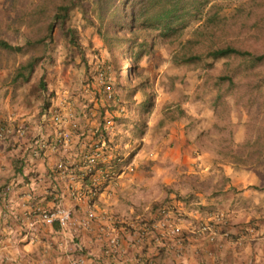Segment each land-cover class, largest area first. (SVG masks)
Returning a JSON list of instances; mask_svg holds the SVG:
<instances>
[{
  "label": "crops",
  "instance_id": "1",
  "mask_svg": "<svg viewBox=\"0 0 264 264\" xmlns=\"http://www.w3.org/2000/svg\"><path fill=\"white\" fill-rule=\"evenodd\" d=\"M25 56L0 65V264H74L82 253L88 264H264V218L249 234L251 215L237 210L238 202H224L229 189L238 191L228 193L235 201L253 195L247 189L252 181L224 165L227 184L211 191L222 184L213 176L215 154L192 149L183 119L173 120L166 138L148 125L135 145L130 130L132 138L119 133L118 116L127 106L110 103L96 71L86 82L75 51L64 52L62 62L47 57L45 68L41 62L27 80H15ZM176 193L184 195L174 200L183 213L182 234L143 235L158 209L153 205ZM198 204L213 210L205 216L224 215L212 239L194 231ZM56 205L70 209L76 220L94 214L90 228L77 233L43 223L38 213ZM113 229L119 251L109 254Z\"/></svg>",
  "mask_w": 264,
  "mask_h": 264
},
{
  "label": "rangeland",
  "instance_id": "2",
  "mask_svg": "<svg viewBox=\"0 0 264 264\" xmlns=\"http://www.w3.org/2000/svg\"><path fill=\"white\" fill-rule=\"evenodd\" d=\"M63 2L0 0V38L24 44L28 38L43 37L56 7ZM112 3L109 7L108 0H85L83 6H74L66 27L75 30L78 45L70 43L58 25L48 40L45 58L62 62L64 52L75 51L89 77L86 82L89 73L96 71L110 103L120 100L127 106L118 116L119 133L133 136L135 145L148 125L166 138L173 120L183 119L182 129L192 149L215 154L213 176L218 174L222 184L210 187L211 191L226 186L224 165L236 167L252 181L247 189L253 195L235 201L228 193L238 191L229 189L224 202L227 206L238 202L237 210L251 215L245 229L253 234L258 227L256 221L264 218V59L254 61L234 55L212 59L204 55L202 60L188 62L181 58L227 44L255 55L264 54V0H212L203 7L198 0H182L187 12L193 13L185 14L184 26L166 32L159 22L143 23L135 33L117 24L119 8H132L134 0ZM159 4L168 5V0ZM98 7L103 9L101 16ZM199 7L202 9L197 10ZM26 54L30 53L0 47V65L12 66ZM45 58L37 66L43 62L41 67L45 68ZM151 102L153 108L147 112ZM125 130H130L132 136ZM150 145L153 149L154 143ZM196 181L192 178V183ZM255 194L258 199L249 202ZM179 196L184 195L176 193L169 198V194L168 200L155 203L153 209L167 201L175 203ZM196 206L203 216L213 211L203 204Z\"/></svg>",
  "mask_w": 264,
  "mask_h": 264
},
{
  "label": "trees",
  "instance_id": "3",
  "mask_svg": "<svg viewBox=\"0 0 264 264\" xmlns=\"http://www.w3.org/2000/svg\"><path fill=\"white\" fill-rule=\"evenodd\" d=\"M85 0H64L63 3L58 5L52 16L51 21L47 25V33L43 37L37 39L28 38L24 44H14L5 38H0V47L9 51L30 53L29 56L20 63L16 69L14 78L15 80H27L33 73L37 66V63L45 58L48 50V40L53 37L56 26H61L62 31L66 38L70 39V43L78 45L74 34L75 30L72 27H66L67 19L70 11L74 6H83ZM114 0H108V6H112ZM164 0H162L163 2ZM197 0H194V2ZM212 0H198L199 4L205 6ZM161 0H134L135 6L132 8L121 6L118 10V22L117 24L122 27H127L132 33H135L139 26L143 23L159 22L162 24L164 31L175 32L180 26H184L185 14H187L186 6L182 5V0H168V5H161ZM202 8L199 7L200 10ZM182 12V13H181ZM186 12V13H184ZM103 13L102 7H98V16ZM193 14L192 12H189ZM99 32L102 33L101 27ZM103 34V33H102ZM74 37V39H72ZM210 57L212 59H219L228 56H248L254 61H262L264 54L255 55L249 50L233 46L231 44L211 47L204 51V53H196L185 55L181 58L182 61H194L202 60L203 56ZM134 70V67H130V72ZM44 82L42 81V85ZM153 108V102L150 103L147 112H151Z\"/></svg>",
  "mask_w": 264,
  "mask_h": 264
},
{
  "label": "built area",
  "instance_id": "4",
  "mask_svg": "<svg viewBox=\"0 0 264 264\" xmlns=\"http://www.w3.org/2000/svg\"><path fill=\"white\" fill-rule=\"evenodd\" d=\"M100 76H103V73H100ZM100 78V77H99ZM96 157L92 156L90 161H95ZM41 221L45 224L53 225L54 223H59L64 227L74 228L78 233L81 229H89L91 225V218L94 217V214H90V216L86 219L76 220L72 216V212L70 209L62 206L56 205L54 208L46 210L43 209L38 213ZM108 220L114 221L115 218L113 216H109ZM152 226L143 227L142 234L143 235H153L157 236V238L163 237H175L182 234L184 229L183 224V213L179 207H176L175 203L167 202L161 205L155 212L152 218ZM199 225L194 229L197 236H206L209 238H214L219 229L225 224L224 215L221 213L199 217ZM35 224L32 223V226ZM110 239L108 241V245L110 250H107L109 254L118 253L119 251V241L115 237V230H111ZM226 236H230L228 232H224ZM77 249L83 250V247H78ZM88 257H86L83 253L76 255L74 257V264H88ZM135 264H144L142 260L137 259Z\"/></svg>",
  "mask_w": 264,
  "mask_h": 264
}]
</instances>
